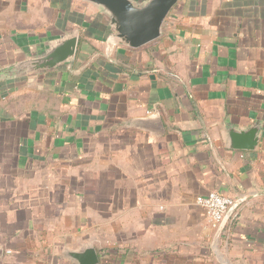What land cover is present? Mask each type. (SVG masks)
<instances>
[{
    "label": "crops",
    "instance_id": "0c3cea01",
    "mask_svg": "<svg viewBox=\"0 0 264 264\" xmlns=\"http://www.w3.org/2000/svg\"><path fill=\"white\" fill-rule=\"evenodd\" d=\"M58 8L59 0H0V70L69 34L58 33L67 23L80 28L70 65L0 80V264H72L65 250L91 245L73 246L57 217H20L26 205L13 193L25 190L28 163L57 161L96 138L105 161L126 166L115 168L114 185L128 187L122 206L147 235L181 224V251L264 264V0H180L160 37L135 50L113 43L91 4L66 0L67 16ZM256 123L254 151L226 148L229 129ZM209 192L240 204L207 248L216 230L195 198Z\"/></svg>",
    "mask_w": 264,
    "mask_h": 264
},
{
    "label": "rangeland",
    "instance_id": "374dc122",
    "mask_svg": "<svg viewBox=\"0 0 264 264\" xmlns=\"http://www.w3.org/2000/svg\"><path fill=\"white\" fill-rule=\"evenodd\" d=\"M65 2L66 0H59L58 11L67 16L69 10L65 12L62 8ZM77 5L79 12H83V7H80L84 5H79V1ZM72 12L74 13L73 8L70 13ZM72 16L79 19L75 13ZM77 29L80 28L75 22L67 23L58 33H70ZM20 86L22 84H15L9 90L12 93ZM31 134L27 131L26 138H32ZM61 138L63 141L58 147L63 152L64 135ZM24 146L28 147V144ZM99 150L96 138L90 143L75 147L71 153L60 152L61 156H58L57 161L42 160L35 164L27 162L25 190L13 193L15 198L24 200L26 205L25 210H21L20 217L32 216L34 212L37 217L53 220L57 217V221L60 220L58 227L64 229V235L72 238L73 246L89 243L96 248L100 264H219L215 255L200 257L201 255H195L191 250L181 251V224L157 225L154 233L147 235V226L139 224L138 216L131 209L122 206L130 205L128 187L126 189L114 185L115 168L126 166H120V162L113 156L105 161L99 155ZM32 170L37 175L29 178ZM104 170L107 174L105 183L103 175L101 178L99 175ZM72 175L74 184H71ZM67 205H73L72 230L69 219L65 230V215L71 212ZM165 236L166 240L161 239ZM211 242L212 237L204 247L209 248Z\"/></svg>",
    "mask_w": 264,
    "mask_h": 264
},
{
    "label": "water",
    "instance_id": "95a60500",
    "mask_svg": "<svg viewBox=\"0 0 264 264\" xmlns=\"http://www.w3.org/2000/svg\"><path fill=\"white\" fill-rule=\"evenodd\" d=\"M94 6L112 31L114 44L128 49H139L161 35L162 26L180 0H82ZM79 32L74 31L47 43L36 54L21 62L0 70V80H13L30 74H48L62 66L70 65L76 56ZM260 141V126L253 124L245 130L229 129L226 148L238 151H254ZM237 200L228 209L216 229L212 243L215 245L235 209ZM64 258L72 264H100L98 252L92 245L79 250H65Z\"/></svg>",
    "mask_w": 264,
    "mask_h": 264
},
{
    "label": "built area",
    "instance_id": "2783aa9c",
    "mask_svg": "<svg viewBox=\"0 0 264 264\" xmlns=\"http://www.w3.org/2000/svg\"><path fill=\"white\" fill-rule=\"evenodd\" d=\"M234 200L230 197L209 192L205 195H198L195 204L201 207L207 216L209 226L216 230L228 209L233 205Z\"/></svg>",
    "mask_w": 264,
    "mask_h": 264
},
{
    "label": "trees",
    "instance_id": "16d2710c",
    "mask_svg": "<svg viewBox=\"0 0 264 264\" xmlns=\"http://www.w3.org/2000/svg\"><path fill=\"white\" fill-rule=\"evenodd\" d=\"M229 223H233V221L232 220H230V222Z\"/></svg>",
    "mask_w": 264,
    "mask_h": 264
}]
</instances>
